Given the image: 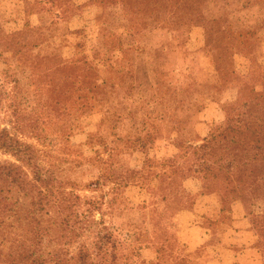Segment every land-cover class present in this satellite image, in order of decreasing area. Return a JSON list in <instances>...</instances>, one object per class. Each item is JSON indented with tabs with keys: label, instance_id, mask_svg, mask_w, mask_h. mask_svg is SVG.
I'll use <instances>...</instances> for the list:
<instances>
[{
	"label": "rangeland",
	"instance_id": "374dc122",
	"mask_svg": "<svg viewBox=\"0 0 264 264\" xmlns=\"http://www.w3.org/2000/svg\"><path fill=\"white\" fill-rule=\"evenodd\" d=\"M45 1L0 0V72L9 69L24 79L31 61L41 59L42 69H54L59 59L85 58L93 66V79H105V106L91 102L83 114L76 113L78 127L62 138L67 154L85 155L67 175L78 183L73 190L80 196H102L101 210L95 213L97 220L104 213L100 226L113 232L116 242V231L135 232L131 244H142L147 263L171 264V257H179L175 264H188L189 257H180L188 253L178 238L184 227L175 217L190 203L195 207L199 193H214L223 205L222 219L230 223L232 213L247 219L240 220L257 238L264 264V149L243 148L236 156L222 149L216 154L221 163L237 159L238 180L228 178L225 170L215 169V178L193 171L196 145L223 129L227 116L243 111L253 93L264 96V0H200L197 8L175 13L177 18L183 15L177 26L169 19V3L158 21L137 16L132 35L125 32L128 23L120 0ZM151 1L130 0L145 13ZM198 11L205 20L196 18ZM2 36H21L14 46L21 51L16 54ZM58 87L56 80L31 86L30 99H45ZM6 118L1 111L0 128L8 125ZM95 134L92 148L85 143ZM97 153L104 175L101 164L92 162ZM5 161L15 159L0 152V162ZM126 175L131 178L115 191L116 177ZM99 177L100 187L82 186ZM250 187L253 197L247 196ZM212 217L205 215L204 221H214ZM112 244L109 252L118 256Z\"/></svg>",
	"mask_w": 264,
	"mask_h": 264
},
{
	"label": "trees",
	"instance_id": "16d2710c",
	"mask_svg": "<svg viewBox=\"0 0 264 264\" xmlns=\"http://www.w3.org/2000/svg\"><path fill=\"white\" fill-rule=\"evenodd\" d=\"M151 2L152 8L150 11L146 9L145 13L141 6L132 5L130 0H120L121 10L128 23L124 26L127 34H133L134 26H137L135 18L141 13L143 17L148 15L153 21H158L159 14L167 10L170 3L173 10L169 19L177 26L183 15L177 18L175 13L192 9L193 6L197 8L201 4L200 0H193L190 7L188 0ZM200 13L197 12L196 18L205 20ZM102 23L105 31L106 23ZM212 31L209 36H212ZM20 37L2 36L1 39L18 54L21 50L14 46L20 43ZM210 41L207 46H210ZM42 63L41 59L34 64L31 61L28 64L31 71L24 79H18L9 69L0 72V112L5 113L6 123L10 125L0 128V152L15 159L0 162V264H112L117 259L122 264H150L142 259L141 252L145 249L142 244H131V235H135V232L129 229L116 231L119 236L116 242L112 239L113 232L105 225L100 226L103 224L104 213H101L100 220L95 218V213L101 210L102 196L92 199L80 196L73 190L78 183L67 175L70 168L83 162L79 160L80 155H85L67 154L62 138L66 132L78 127L76 113L83 114L91 102L105 106L108 101L107 92H104L105 79H93L96 75L92 74L93 66L85 58L59 59L54 69H42ZM61 73L65 75L57 77ZM53 80L59 83L57 90L45 99H30L31 86L39 88L44 81ZM158 94H163L162 90ZM260 98L264 99V96L253 93L244 104L243 111L238 110V113L227 116L223 129L211 133L196 145L198 163L193 171L204 172L205 178H215V169L225 170L228 178L233 179L237 159L221 163L222 159H215L220 150L224 149L226 154L236 156L243 148L264 149V102ZM108 118L103 120V124ZM96 137L98 134L92 135L85 144L95 148ZM137 141L144 146L141 138ZM95 151L98 152V148ZM256 156L253 160H257ZM92 162L101 164L100 175H104L103 160L98 153ZM250 173L247 176L253 177ZM258 175L263 176L262 173ZM127 178H131V175L116 177L119 181H115L113 189L116 191ZM234 180L238 179L234 177ZM100 185L101 177L95 182L82 184L89 188ZM253 191L250 187L247 196L253 197ZM192 206L193 202L179 210L175 220L181 211L191 209ZM247 234V246L250 248L247 264H255L251 259L260 255L258 241L251 230L248 229ZM90 236H93L91 243L88 242ZM178 238L188 252L186 255L182 253L180 257H189L191 264H200L201 260L207 258L209 247L217 242L209 241L190 250ZM111 243H114L112 248L118 251V256L109 252L108 245ZM71 246L73 250L69 251ZM178 258L171 257V264H175Z\"/></svg>",
	"mask_w": 264,
	"mask_h": 264
},
{
	"label": "crops",
	"instance_id": "0c3cea01",
	"mask_svg": "<svg viewBox=\"0 0 264 264\" xmlns=\"http://www.w3.org/2000/svg\"><path fill=\"white\" fill-rule=\"evenodd\" d=\"M218 198L214 193L199 194L195 207L179 213L177 220L181 222V227H184L180 232V238L190 250H195L209 241H217L209 247L207 258L201 260L200 264H247L249 256L247 252H250L247 246L248 229L246 223L244 225L245 221L240 220L247 219L238 213H232L230 223L222 219L223 205ZM205 215H215L212 217L214 221L205 222ZM262 260V253L251 259L255 264H263ZM188 264H191L190 260Z\"/></svg>",
	"mask_w": 264,
	"mask_h": 264
}]
</instances>
